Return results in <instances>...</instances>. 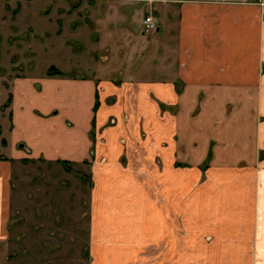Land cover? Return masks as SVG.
<instances>
[{
	"label": "crops",
	"instance_id": "0c3cea01",
	"mask_svg": "<svg viewBox=\"0 0 264 264\" xmlns=\"http://www.w3.org/2000/svg\"><path fill=\"white\" fill-rule=\"evenodd\" d=\"M0 3L12 11L0 15L20 30L15 37L34 30L35 42L73 56L64 43L113 50L120 74L111 79L101 68L97 76L77 62L72 68L89 75H49L51 66L43 77L0 76L8 95L0 101V252L23 231L14 218L37 205L27 175H68L67 162L89 169L93 264L123 263L130 243L119 223L129 217L133 250L147 240L132 264H264V0ZM74 3L86 11L81 23ZM33 4L34 23L17 11ZM150 14L158 28L144 33ZM144 48L148 61L162 59L146 70L162 76H135ZM111 210L121 219L100 224Z\"/></svg>",
	"mask_w": 264,
	"mask_h": 264
},
{
	"label": "rangeland",
	"instance_id": "374dc122",
	"mask_svg": "<svg viewBox=\"0 0 264 264\" xmlns=\"http://www.w3.org/2000/svg\"><path fill=\"white\" fill-rule=\"evenodd\" d=\"M75 5L74 3V7L72 8L73 10L77 9L79 15L75 22L81 23L84 21V15L87 14L82 6L78 10L77 7L79 6ZM33 6L34 4L28 9L21 8L20 10L17 9V11H22V16H28L30 12L33 14L37 11ZM4 11L13 16L12 11L5 10L0 3V14H4ZM143 14L144 12L141 16ZM27 18L29 22H33L36 19L34 15H29ZM9 26L8 22H5L0 15V76L12 78L24 70L27 73H32L35 77H43L51 66H55L54 68L64 72L70 71L69 75L74 77L81 76L82 74L87 76V74L89 75V71H80L72 68L74 63L82 62L88 68L90 67L92 71L95 70L93 74L97 76H105L108 73L106 75L108 78L118 79L120 77L119 72L114 68L115 66L111 67L115 58L108 56V54L114 53L113 50H109L106 53V50H95V48L88 47V44L86 45L83 41H74L71 44L70 41L64 43L60 39L59 46H62L63 43L64 45H71L74 55H76L73 56L61 47L56 49L55 45L50 41L44 42V46L35 42L34 30L24 32L19 37L17 36V38L12 34H16L20 30L17 31L13 25ZM158 33L161 35L162 31ZM82 37L86 38V34H83ZM89 39L93 41L95 34L94 36H89ZM143 52L142 56L138 58V54L135 58L136 62L133 65L135 76L142 77L145 72L144 76L147 75L150 78L162 76V73H152L146 70L152 69L153 65L155 66L154 70L161 66L162 59L155 57V59L148 61L144 57L148 50L144 48ZM104 54H107L108 58L112 61L104 63ZM170 59H165V63H172V59ZM95 65L102 67L95 69ZM101 68L107 69L105 75L99 73ZM7 97L8 95L5 93V90L0 87V101L6 100ZM6 107H8V104H6ZM167 109L172 113L174 112L172 108ZM209 160L210 158L202 165L203 174L209 164ZM88 170H82L81 167L79 169L69 168L67 170L69 172L68 175H60L59 171H53L52 169L51 171L55 173L53 174L55 177H51L50 173L47 176L48 173H46V178H44L43 173L40 176L37 174L38 177L36 175L32 177L27 175L28 180H33V185H27L26 194L31 204L35 205L37 202V205L35 209L32 208L27 212H23L20 217L14 218L13 227L20 225V229L23 231L14 236L15 243L12 249L1 250L0 264H5L3 260L6 258L12 259L13 264H93L94 258L90 252L88 236V201L90 199L88 197L91 195L88 189L90 186ZM29 173L33 174L34 172L29 171ZM73 178L74 180H72ZM38 199L39 202L37 201ZM142 203L144 210L147 209L146 201L142 199ZM112 205L114 206V204ZM106 207L111 208V206L107 205ZM124 207L126 206L124 205ZM135 207V203H132L131 207H127L126 209H134ZM117 219L121 218L114 217L113 210H111L101 217L100 224L105 223L108 227H113L116 225L114 221ZM120 224L128 231L124 233V237H127L125 238V244L130 243L128 248L129 253L123 257V263L121 264H132L136 261L138 251L145 246L147 240L144 239L143 242L138 244V248L133 250L132 245L133 243L136 244V239L132 236L131 230L132 225L135 224V219L129 217L124 219ZM26 227L28 229H25ZM37 236L38 239L34 238ZM35 253L39 254V257H37L38 255L35 256ZM112 258L111 254H109L108 260Z\"/></svg>",
	"mask_w": 264,
	"mask_h": 264
},
{
	"label": "built area",
	"instance_id": "2783aa9c",
	"mask_svg": "<svg viewBox=\"0 0 264 264\" xmlns=\"http://www.w3.org/2000/svg\"><path fill=\"white\" fill-rule=\"evenodd\" d=\"M158 28L157 20L154 15L150 14L143 19V31L144 33L155 32Z\"/></svg>",
	"mask_w": 264,
	"mask_h": 264
},
{
	"label": "trees",
	"instance_id": "16d2710c",
	"mask_svg": "<svg viewBox=\"0 0 264 264\" xmlns=\"http://www.w3.org/2000/svg\"><path fill=\"white\" fill-rule=\"evenodd\" d=\"M49 75H63L59 70H57L56 68H54L53 66L49 69ZM63 165L66 169H69V163L67 162H63Z\"/></svg>",
	"mask_w": 264,
	"mask_h": 264
}]
</instances>
